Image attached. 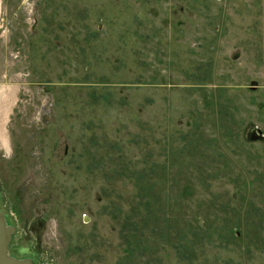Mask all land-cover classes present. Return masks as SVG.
<instances>
[{"label": "rangeland", "instance_id": "rangeland-1", "mask_svg": "<svg viewBox=\"0 0 264 264\" xmlns=\"http://www.w3.org/2000/svg\"><path fill=\"white\" fill-rule=\"evenodd\" d=\"M0 211L32 264H264V0H0Z\"/></svg>", "mask_w": 264, "mask_h": 264}, {"label": "water", "instance_id": "water-1", "mask_svg": "<svg viewBox=\"0 0 264 264\" xmlns=\"http://www.w3.org/2000/svg\"><path fill=\"white\" fill-rule=\"evenodd\" d=\"M14 228L7 224L5 215L0 211V264H32L29 259H19L9 254V246Z\"/></svg>", "mask_w": 264, "mask_h": 264}, {"label": "flooded vegetation", "instance_id": "flooded-vegetation-1", "mask_svg": "<svg viewBox=\"0 0 264 264\" xmlns=\"http://www.w3.org/2000/svg\"><path fill=\"white\" fill-rule=\"evenodd\" d=\"M9 254L12 255V256H14V257H16L15 254H17V253L13 252V251L10 249V246H9ZM13 254H14V255H13ZM17 258H18V257H17ZM20 259H21V258H20Z\"/></svg>", "mask_w": 264, "mask_h": 264}]
</instances>
